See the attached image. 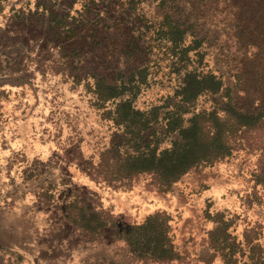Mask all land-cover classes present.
I'll use <instances>...</instances> for the list:
<instances>
[{
  "label": "rangeland",
  "instance_id": "obj_1",
  "mask_svg": "<svg viewBox=\"0 0 264 264\" xmlns=\"http://www.w3.org/2000/svg\"><path fill=\"white\" fill-rule=\"evenodd\" d=\"M263 1L235 0L249 4L240 23L230 0H0V264H226L230 254L252 264L253 245L264 257L263 131L239 134L230 157L169 189L149 174L117 181L115 160L136 149L135 135L115 123L117 104L160 107L162 119L188 71L218 76L245 111L264 108V5L253 9ZM177 9V20L192 14L194 24L181 45L158 34L165 11ZM193 34L206 39L185 53ZM98 79L120 92L131 84L103 103ZM226 100L204 95L194 109ZM166 123L144 134L150 150L177 138ZM81 212L106 227L86 234L73 225ZM154 215L175 260L142 258L127 238Z\"/></svg>",
  "mask_w": 264,
  "mask_h": 264
},
{
  "label": "trees",
  "instance_id": "obj_2",
  "mask_svg": "<svg viewBox=\"0 0 264 264\" xmlns=\"http://www.w3.org/2000/svg\"><path fill=\"white\" fill-rule=\"evenodd\" d=\"M231 2V7L235 10L233 16L236 21L241 23V12H249V4L240 8L234 3L235 0H230ZM255 4L256 6L253 9H256L257 5H264L261 2ZM177 12L178 9L173 13H171V10L165 11L163 21L158 23V34L164 36L172 44L181 45L188 40L187 34L194 28V24L190 23L191 18H193V16L191 17L192 14L186 18V21L181 22L175 18ZM204 39H206V35L198 39L197 35L193 34L185 53L201 49ZM133 48L134 44H131L130 49ZM195 56H197L196 53L190 56L189 59ZM102 80L98 79L97 93L98 99L103 103L123 98L126 94L124 92L125 87L131 84L130 81L122 83L123 91L120 92V87L118 88L113 84L106 88ZM138 82L140 85L145 81L142 79ZM136 87L140 90V87ZM231 92L232 88L230 86L225 87L221 79L211 72L202 75L197 74L195 71H188L182 83L179 103L173 106L172 111L166 112L165 117L162 119H160V107H155L146 112L136 109L133 105V99L121 100L116 107L118 118L115 123L124 124L125 128L135 135L133 139L135 140L134 148L136 149L133 154L128 153L124 158L115 159L116 164L120 165L123 173L116 180L119 182L132 181L139 175L149 174L159 179V188L169 189L196 166L203 163H214L230 157L233 154L235 141L240 137L239 134L246 135L251 131L264 132V108L259 112L245 111L242 107H239V102L236 103ZM204 95L216 96L220 100L226 98L227 100L223 107L218 106L209 113L207 111L195 112L194 107L198 99ZM190 113H193L192 116L186 120L184 115ZM163 121H167L165 133L177 134V138L172 140L171 147L158 153L156 148H159V144L156 145L154 150H150L151 141L145 140L146 136L144 134L155 124L162 125ZM154 135L155 132L148 134L147 137ZM162 135L164 134H160V136ZM157 141L159 142V139ZM148 150L150 151L148 152ZM116 180L104 177V181L112 182ZM160 220V216L157 215L148 217L127 238L132 241L133 250L138 252L140 257L145 258L149 254L157 261H172L175 260L176 254L171 244H169V238L165 237ZM158 223H160L159 226ZM73 225L86 234L94 236L106 227L107 222L101 220L97 214L89 217L81 212L79 217L73 220ZM86 238L91 239L92 237ZM254 248H258V245L252 246L248 255V262L264 264V257L258 256L255 259ZM228 256L230 259H225L226 264H234L233 254Z\"/></svg>",
  "mask_w": 264,
  "mask_h": 264
}]
</instances>
